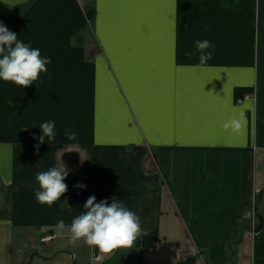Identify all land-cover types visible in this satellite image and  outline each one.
<instances>
[{"label": "crops", "instance_id": "crops-1", "mask_svg": "<svg viewBox=\"0 0 264 264\" xmlns=\"http://www.w3.org/2000/svg\"><path fill=\"white\" fill-rule=\"evenodd\" d=\"M0 22L51 59L27 88L0 81V264H264V0H0ZM60 156L67 192L42 205ZM89 196L156 239L104 254L58 234Z\"/></svg>", "mask_w": 264, "mask_h": 264}, {"label": "clouds", "instance_id": "clouds-1", "mask_svg": "<svg viewBox=\"0 0 264 264\" xmlns=\"http://www.w3.org/2000/svg\"><path fill=\"white\" fill-rule=\"evenodd\" d=\"M194 47L199 53L197 67L207 65L208 61L213 59L215 45L209 40H198ZM196 52H186L185 56L191 58L196 55ZM49 63H51L50 58L41 57L38 48L25 44L18 39L16 33L11 32L0 22V81L27 88L38 80L41 73L47 72L46 65ZM242 118L241 114V118L225 121L224 129L232 131L241 129ZM39 128L41 135L33 137L39 141L35 145L37 152L40 144H43L45 140L54 141L57 136L55 121L43 122ZM65 134L70 140L77 138V134L70 129L66 130ZM61 157L58 166L36 174L39 190L35 192V198L42 205L51 207L67 192L64 181L69 171ZM75 187L81 190L84 188L83 185ZM64 203L67 204V200ZM83 209L70 225H66L63 220L58 221L55 225L58 234L63 233L67 228L73 242L83 240L90 248L98 249L104 254H112L121 248L130 249L139 237L148 235L147 230L141 228L140 219L135 212L125 207L116 197H112L109 203L107 200L96 202L95 196H89Z\"/></svg>", "mask_w": 264, "mask_h": 264}, {"label": "trees", "instance_id": "trees-1", "mask_svg": "<svg viewBox=\"0 0 264 264\" xmlns=\"http://www.w3.org/2000/svg\"><path fill=\"white\" fill-rule=\"evenodd\" d=\"M246 93V92H249V91H245V90H238V92L236 93V97L237 98H239V97H241L242 95H243V93ZM154 239H156V237H146V236H144L143 237V240H142V245L145 247L146 245H147V243H149V241H153Z\"/></svg>", "mask_w": 264, "mask_h": 264}, {"label": "built area", "instance_id": "built-area-1", "mask_svg": "<svg viewBox=\"0 0 264 264\" xmlns=\"http://www.w3.org/2000/svg\"><path fill=\"white\" fill-rule=\"evenodd\" d=\"M247 98H249V95L245 94V95H243L242 98L237 99V103H240L243 99H247ZM52 238H53V236H46V237L41 239V242H49ZM96 260H97V257H96Z\"/></svg>", "mask_w": 264, "mask_h": 264}, {"label": "rangeland", "instance_id": "rangeland-1", "mask_svg": "<svg viewBox=\"0 0 264 264\" xmlns=\"http://www.w3.org/2000/svg\"><path fill=\"white\" fill-rule=\"evenodd\" d=\"M256 226H257V224H256L254 227L257 228ZM250 232H251V234H252V233L254 234V233H256L257 231H256L255 229H251ZM43 235H45V236H43ZM43 235H42L43 237H46V236H47V234H45V233H44ZM26 238H27V237H26ZM53 240H54V237H53L49 242H51V241H53ZM40 241H41V239H40ZM49 242H42V243L49 244Z\"/></svg>", "mask_w": 264, "mask_h": 264}]
</instances>
